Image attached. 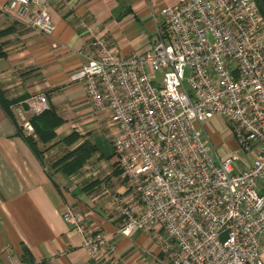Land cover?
Instances as JSON below:
<instances>
[{"label": "built area", "instance_id": "obj_1", "mask_svg": "<svg viewBox=\"0 0 264 264\" xmlns=\"http://www.w3.org/2000/svg\"><path fill=\"white\" fill-rule=\"evenodd\" d=\"M5 8L39 32L55 28L44 0H7ZM154 17L148 47L121 53L95 37L96 56L70 75L109 113L128 190H111L85 167L98 180L91 197L110 199L119 233L155 232L166 256L160 264H264V14L256 0H180ZM27 102L35 114L50 107L45 93ZM213 116L227 120L244 155L210 153L205 126ZM62 216L83 231L72 207ZM83 245L100 256L110 242L98 230ZM7 264L29 263L9 255Z\"/></svg>", "mask_w": 264, "mask_h": 264}, {"label": "crops", "instance_id": "obj_2", "mask_svg": "<svg viewBox=\"0 0 264 264\" xmlns=\"http://www.w3.org/2000/svg\"><path fill=\"white\" fill-rule=\"evenodd\" d=\"M44 1L55 24L51 33L30 28L0 0V97L7 100L6 107L0 102V264L9 255L29 264H160L166 256L155 232L119 233L122 219L110 199L102 193L91 197L98 180L86 176L85 167L97 170L111 190H128L113 155L109 113L94 108L82 80L70 75L96 56L95 37L121 53L148 47L158 9L180 0ZM39 92L62 119L49 142L24 124L35 114L27 99ZM72 131L77 137L67 144L63 137ZM84 139L96 150L81 167L67 172L64 163L53 165ZM65 205L82 216V232L64 220ZM98 230L110 246L93 256L83 236ZM261 256L264 260V240Z\"/></svg>", "mask_w": 264, "mask_h": 264}, {"label": "trees", "instance_id": "obj_3", "mask_svg": "<svg viewBox=\"0 0 264 264\" xmlns=\"http://www.w3.org/2000/svg\"><path fill=\"white\" fill-rule=\"evenodd\" d=\"M257 4L264 14V0H256ZM3 32V31H1ZM0 102L4 107L7 106V100L0 97ZM29 120L33 126V131L37 135L38 139L42 142H49L54 139L56 136L55 127L58 126L62 119L58 114L52 110L50 107L44 109L43 111L32 114L29 117ZM77 137V133L72 131L65 137L63 141L67 144L72 142ZM30 141L33 140L31 135L28 136ZM95 145L89 140L84 139L78 145L73 147L70 150H67L63 155L58 157L53 161V165L64 163L62 166L67 170V172H72L77 170L81 165L95 152ZM120 170V169H119Z\"/></svg>", "mask_w": 264, "mask_h": 264}, {"label": "rangeland", "instance_id": "obj_4", "mask_svg": "<svg viewBox=\"0 0 264 264\" xmlns=\"http://www.w3.org/2000/svg\"><path fill=\"white\" fill-rule=\"evenodd\" d=\"M187 69L186 73L187 74ZM229 123L227 120L221 116H213L208 121L205 128L210 134V153L216 152L219 157H224L232 150H237L239 154L244 155V152L239 149L238 144L232 134L229 133ZM108 143H105V148H103L104 153H108L107 150Z\"/></svg>", "mask_w": 264, "mask_h": 264}]
</instances>
